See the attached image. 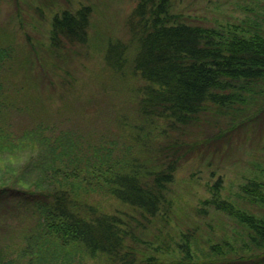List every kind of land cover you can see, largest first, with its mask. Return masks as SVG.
I'll use <instances>...</instances> for the list:
<instances>
[{
	"label": "trees",
	"instance_id": "16d2710c",
	"mask_svg": "<svg viewBox=\"0 0 264 264\" xmlns=\"http://www.w3.org/2000/svg\"><path fill=\"white\" fill-rule=\"evenodd\" d=\"M169 6V0H133L125 19L127 41L109 43L103 53L105 68L117 74L134 43L131 71L144 81L133 94L143 132L132 133V143L121 155L110 148L91 153L68 131L48 134L42 122L19 134L0 126V163L7 153L26 151L25 167L33 172L16 190L23 196L26 219L31 218L24 226L26 245L19 255L29 258L22 264H85L96 259L134 264L154 243L155 251L169 255L171 242L178 248L177 259L163 263L151 255L148 264H206L190 248L201 223L191 222L186 214L181 220L175 216L173 183L187 157L201 152L209 127L217 128L214 135L222 141L219 123L226 116L236 122L243 116L253 119V114L247 117L250 106L264 115V2L262 15L219 26L184 21ZM90 13V6L81 5L54 14L49 52L67 53L86 44ZM7 55L8 49L0 47V69ZM254 175L239 185L238 199L219 196L218 177L208 187L210 198L194 210L202 218L212 210L225 215L260 248L264 181ZM7 182L1 175L0 202L13 190ZM107 201L116 206L105 205ZM218 240L214 235L206 239L213 256L223 250ZM14 260L0 250V264H17Z\"/></svg>",
	"mask_w": 264,
	"mask_h": 264
},
{
	"label": "rangeland",
	"instance_id": "374dc122",
	"mask_svg": "<svg viewBox=\"0 0 264 264\" xmlns=\"http://www.w3.org/2000/svg\"><path fill=\"white\" fill-rule=\"evenodd\" d=\"M169 2L170 12L181 14L184 21L219 26L262 15L264 1ZM81 5L91 8L86 44L67 53H50L48 38L53 15L63 10L73 12ZM132 5L133 0H0V47L8 49L0 69V126L19 134L42 122L50 129L48 134L68 131L78 146L91 153L110 148L121 155L123 147L132 143V133L143 132L142 122L134 114L133 94L144 81L131 71L134 43L129 45L126 62L117 74L105 68L103 53L109 43L127 41L125 19ZM250 110L247 117L253 114V119L243 116L236 122L226 116L219 123L222 141L214 135L217 128L204 131L208 140L201 152L189 155L175 174V216L181 220L186 214L191 222L201 223L190 248L195 257L207 260L206 264H264V247L256 246L236 223L213 210L204 218L194 210L202 206L201 200L210 198L208 187L218 177L219 196L232 199H238L239 185L256 178L254 174L264 181V115L255 106ZM25 161L26 151H21L12 156L7 153L0 163V176L13 188L0 202V250L17 264L29 258L19 255L26 245L24 226L31 218L26 219L23 196L16 191L33 178ZM109 202L104 204L116 206ZM171 224L175 227L174 221ZM213 235L223 249L219 256L210 254L206 245V239ZM152 246H146L134 264H148L146 258L151 255L163 263L177 259L174 242L168 247L169 255ZM85 264L109 263L96 259Z\"/></svg>",
	"mask_w": 264,
	"mask_h": 264
}]
</instances>
